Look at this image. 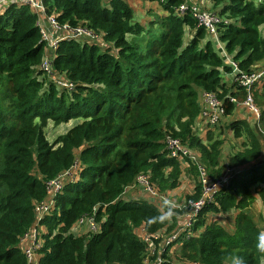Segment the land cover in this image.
<instances>
[{
	"label": "trees",
	"instance_id": "1",
	"mask_svg": "<svg viewBox=\"0 0 264 264\" xmlns=\"http://www.w3.org/2000/svg\"><path fill=\"white\" fill-rule=\"evenodd\" d=\"M148 1L163 15L143 25L126 0H43L60 25L94 32L107 45L58 43L53 72L71 89L39 71L45 45L36 14L25 5L0 14V264H142L143 237L176 231L187 207L124 199L125 191L146 175L162 195L186 173L194 179L186 202L202 194L195 164L172 158L169 139L198 156L209 180L231 177L190 232L164 249L163 264H232L234 257L264 264V234L247 212L256 201L264 205V75L247 89L227 61L248 76L263 68L264 0H210L221 20L217 38L188 12L175 13L184 0ZM203 93L220 102L222 117L201 129ZM248 96L258 118L246 108L251 119L222 126ZM71 120L79 123L47 140L48 123ZM225 131L239 147L223 158ZM76 163V178L51 195L47 184ZM45 200L48 213L36 224L35 208ZM83 218L97 230L79 225ZM33 228L40 244L28 263L21 244Z\"/></svg>",
	"mask_w": 264,
	"mask_h": 264
},
{
	"label": "built area",
	"instance_id": "2",
	"mask_svg": "<svg viewBox=\"0 0 264 264\" xmlns=\"http://www.w3.org/2000/svg\"><path fill=\"white\" fill-rule=\"evenodd\" d=\"M11 5H25L30 9L31 12L36 14L38 18L37 25L40 31L41 41L44 42L45 45L44 56L41 64L39 65V71H41L49 80H52L58 88L71 89L72 87L69 82L56 76L53 72V52L57 48V45L60 41L82 38L96 42L101 48L107 47V45L103 43L101 37L94 32L88 31L81 27L71 28L67 24L60 25L55 20L54 15L46 14L45 7L43 6V0H0V14H2ZM185 12H188L197 22L198 26L205 29L207 34L213 38H217L216 25L221 22V20L215 13L202 9L197 3L191 2L190 0H184L183 3L180 4L175 10L176 14H183ZM227 61L233 68V76L235 77V80L247 89H249L253 83H255L264 75V66L261 70L253 72L248 76L240 73L237 70L236 65L228 58ZM201 99L203 108L201 109L200 120L204 126H215L222 117L220 102L215 98L214 95L209 93H203ZM244 106L250 111V113L258 118L259 114L252 105L251 98L249 96L247 97ZM168 149L172 158H186L195 164L199 172V181L202 185V194L199 200L186 202L183 208L187 207V211L180 218L176 231L167 236H160L158 234L153 237V241L158 239L159 244L155 246L151 238H148L147 236L143 237L148 246V255L142 264H163L161 253L164 251V249L175 242L179 234L190 232L194 224L195 217L203 205L206 202H209L213 195L219 191L222 186L229 182L231 177L224 176L214 182L206 178L205 167L199 161L198 156L190 151L187 147L183 146L177 139L168 140ZM76 172H78L77 163L72 166L71 170L64 173L57 179L49 182L47 187L48 191H51L50 194L53 195L58 192L65 180H73L76 178ZM132 188L138 189L139 194L144 197L142 199H148L158 205L155 200L161 198V195H159L157 191L149 184L148 177L146 175H140L136 179V184L133 185ZM166 204H169L168 201H166ZM49 207L50 203L46 202V200L36 206V224L48 213ZM79 225L84 226V229L87 231L95 232L97 230V226L92 219L84 220L83 218L79 221ZM39 244L40 242L37 238V232L33 228L31 232H29L24 237L21 244L23 253L28 263H32L35 260L34 252L39 248ZM149 250L152 253V256H150ZM151 257H154V259L151 260Z\"/></svg>",
	"mask_w": 264,
	"mask_h": 264
},
{
	"label": "rangeland",
	"instance_id": "3",
	"mask_svg": "<svg viewBox=\"0 0 264 264\" xmlns=\"http://www.w3.org/2000/svg\"><path fill=\"white\" fill-rule=\"evenodd\" d=\"M128 1L132 6L133 11L135 12V15L138 16L140 19V21H138V20L137 21L143 25L147 24L148 21H146V20H148V19L154 20L157 16L163 15V13L161 12V10H159L158 5L156 3H151L148 0H147L148 2L144 1V0H127V2ZM148 9L154 10L153 14L146 15V11ZM207 10L209 12H213V9L211 7H209ZM188 41H189V39H188V36L186 35V37H184V43L186 44ZM240 111H245L246 118L251 119V115L249 114V112L245 106H241ZM238 114L236 115L235 119H238L239 116L242 117L241 113H238ZM234 116L235 115L233 114L229 118H223L221 120L220 124H222V126H224L225 124L232 121L234 119ZM78 123H79L78 120H71L67 124H63V125L61 124L58 126L53 125V123H48L46 128H45V134H46L47 140L50 143H52L54 141V139H56L58 136H60L64 133H66L69 129H71L73 126H75ZM251 123H252V121H251ZM221 138L224 141L223 151H222V157L224 158L228 153L233 151L235 148L239 147V142L232 140L231 136L228 135L227 131L224 132V135ZM193 186H194V179L192 178V175L190 176L186 173H183L182 177H181L180 187L173 190V191H170L168 195H166V193L162 194L161 198H159L158 200L156 199L155 202H157L158 206H160V207L165 206L166 201H168L174 207L183 208L186 204L187 196L190 195V193L192 192ZM130 198L131 199H137V196H134V198H132V196H130ZM251 209H252V214L250 213L251 216L253 217V219H254L255 223L258 225V227L261 228V230L264 234V205H262L261 202L256 201L251 206ZM226 219L228 221H230L231 216L226 217ZM76 233H78V232H76ZM163 235H161V236H163ZM149 253H150V256H152V253L150 252V250H149Z\"/></svg>",
	"mask_w": 264,
	"mask_h": 264
},
{
	"label": "crops",
	"instance_id": "4",
	"mask_svg": "<svg viewBox=\"0 0 264 264\" xmlns=\"http://www.w3.org/2000/svg\"><path fill=\"white\" fill-rule=\"evenodd\" d=\"M127 1V0H126ZM191 2H195V3H197L202 9H205V10H207L209 7H211L212 9H213V5L211 4V2H210V0H190ZM128 3V5L130 6V7H132L131 6V4L129 3V1L127 2ZM214 10V9H213ZM208 11V10H207ZM188 36V39H190V36H191V33L190 34H188L187 35ZM216 45H217V43H216ZM218 46V45H217ZM263 65H264V63H263ZM241 106H244V105H237V110L235 111V113H234V120H235V118H236V115L238 114V113H241L242 114V117H240L239 116V118L238 119H246V113H245V111H240V107ZM239 115V114H238ZM248 120V119H247ZM250 122L252 121V120H249ZM197 126H198V128L200 127L201 129H203L204 128V125H203V123L202 122H198L197 123ZM169 194V192H166V195H168ZM130 196H132V198H134V196H137V199H142V198H144L143 196H141L140 194H139V191H138V189H133L132 187H130V188H128L126 191H125V193L123 194V197H124V199H131L130 198ZM169 203V202H168ZM169 204H171V203H169ZM169 204H167V205H169ZM249 214L251 213L252 214V209H251V207L249 208V210L247 211ZM229 214H230V216L232 217L233 216V212H229ZM250 214V215H251ZM210 219H217V215H215V216H209L208 217V220H210ZM261 219V218H260ZM262 220V219H261ZM163 234H165V231H162V232H160L159 233V235L161 236V235H163Z\"/></svg>",
	"mask_w": 264,
	"mask_h": 264
},
{
	"label": "clouds",
	"instance_id": "5",
	"mask_svg": "<svg viewBox=\"0 0 264 264\" xmlns=\"http://www.w3.org/2000/svg\"><path fill=\"white\" fill-rule=\"evenodd\" d=\"M259 247L260 251L264 252V235H262V244ZM232 264H244V261L241 257H234Z\"/></svg>",
	"mask_w": 264,
	"mask_h": 264
}]
</instances>
